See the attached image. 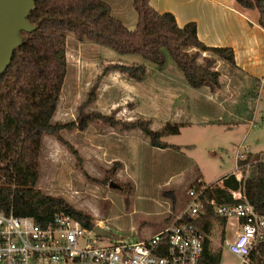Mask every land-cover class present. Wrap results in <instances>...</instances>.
Returning a JSON list of instances; mask_svg holds the SVG:
<instances>
[{
  "label": "rangeland",
  "instance_id": "obj_1",
  "mask_svg": "<svg viewBox=\"0 0 264 264\" xmlns=\"http://www.w3.org/2000/svg\"><path fill=\"white\" fill-rule=\"evenodd\" d=\"M256 14L250 12L251 17ZM65 51L66 76L53 122L75 121L78 107L96 85L95 100L85 112L122 122L146 120L152 131L165 124L179 128L178 135L162 139L178 151L152 147L138 130L99 121L84 130L62 132L66 145L44 136L37 189L89 216L93 226L108 231L112 240L136 242L156 235L185 218L190 188L228 177L235 171L237 156L250 155L252 161L253 155H264V88L246 81L236 92L239 80L227 64L217 70L232 97L216 108L204 94L208 88L193 90L182 78L177 82L173 74L178 71L170 59L160 70L139 57L80 43L72 35L67 36ZM108 65H143L146 72L142 82L118 72L101 77ZM233 223H227L225 239L232 238ZM220 231V222L213 221L210 250L221 252L220 264H237V258L222 247Z\"/></svg>",
  "mask_w": 264,
  "mask_h": 264
},
{
  "label": "trees",
  "instance_id": "obj_2",
  "mask_svg": "<svg viewBox=\"0 0 264 264\" xmlns=\"http://www.w3.org/2000/svg\"><path fill=\"white\" fill-rule=\"evenodd\" d=\"M149 1L131 0L136 24L133 29H128L111 14L110 6L103 0H34V7L27 17L34 31L29 34L21 32L23 42L14 50L9 67L0 76V211L3 214L31 218L45 226L56 214L64 213L84 228L94 227L89 216L74 210L64 200L44 195L37 189L39 159L46 135L66 145L62 132L84 130L90 122L99 121L125 131L138 130L148 138L152 147L179 150V147L162 141L179 134L175 124H165L160 130L152 131L146 120L122 122L113 116L85 112L95 100L96 85L78 107L75 121L53 122L66 76L65 43L68 35L80 43L99 45L118 55L139 57L160 70L170 59L189 88H208L212 92L220 89L216 64L222 61L234 68L232 49L204 45L197 38L195 23L178 27L172 14L156 12ZM233 2L240 11H256V24L264 30V0ZM109 72H118L128 80L142 82L146 71L143 65H108L101 77ZM263 156L253 155L252 161L250 155L236 160L237 167L250 163L243 193L262 216ZM204 195L218 204L238 203L230 192L223 189L212 188ZM184 220L192 222L207 236L213 221H219L222 227L226 222L215 217L210 209L195 220L187 216ZM220 260L221 252H212L205 239L202 262L220 264ZM251 261L264 264V242L252 252Z\"/></svg>",
  "mask_w": 264,
  "mask_h": 264
},
{
  "label": "built area",
  "instance_id": "obj_3",
  "mask_svg": "<svg viewBox=\"0 0 264 264\" xmlns=\"http://www.w3.org/2000/svg\"><path fill=\"white\" fill-rule=\"evenodd\" d=\"M238 159L243 157L237 156ZM250 167V164L235 166V171L225 179L190 188L187 192L190 203L184 211L191 220L205 214L206 209L225 219L219 240L237 258V264H254L252 252L264 242V216L258 214L243 193ZM212 188L227 190L238 203L218 204L206 198L205 192ZM229 220L234 221L235 231L230 240L225 237L222 240ZM205 239L210 238L184 219L152 237L130 242L112 240L111 234L110 238L97 237L93 227L84 228L64 213L56 214L49 224L42 226L31 218L0 211V264H204Z\"/></svg>",
  "mask_w": 264,
  "mask_h": 264
},
{
  "label": "crops",
  "instance_id": "obj_4",
  "mask_svg": "<svg viewBox=\"0 0 264 264\" xmlns=\"http://www.w3.org/2000/svg\"><path fill=\"white\" fill-rule=\"evenodd\" d=\"M103 1L110 6L111 14L125 27L134 28L136 14L131 0ZM149 5L160 14H172L178 27L195 23L197 38L204 45L231 48L235 64L231 73H235L238 77L236 79L239 80L235 84L238 86H234L236 92L244 87L246 81L255 82L260 88H264V30L256 24L257 14L251 17L250 12L238 10L233 0H150ZM223 64L224 62L217 61L216 70ZM173 77L177 82H180V78L184 81L179 72L173 74ZM222 79L220 73V89L213 92L208 89L204 93L216 108L227 103V97H232L230 91H225ZM221 98L223 102L217 105L215 101Z\"/></svg>",
  "mask_w": 264,
  "mask_h": 264
},
{
  "label": "water",
  "instance_id": "obj_5",
  "mask_svg": "<svg viewBox=\"0 0 264 264\" xmlns=\"http://www.w3.org/2000/svg\"><path fill=\"white\" fill-rule=\"evenodd\" d=\"M34 7V0H0V76L11 63L12 55L23 42V33H32L34 28L27 17ZM97 237L110 238V233L100 226L93 227Z\"/></svg>",
  "mask_w": 264,
  "mask_h": 264
}]
</instances>
